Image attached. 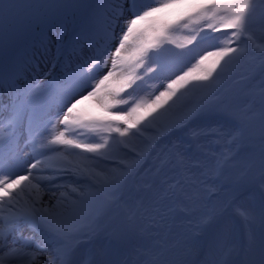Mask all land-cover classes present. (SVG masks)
<instances>
[{
	"label": "snow or ice",
	"instance_id": "obj_1",
	"mask_svg": "<svg viewBox=\"0 0 264 264\" xmlns=\"http://www.w3.org/2000/svg\"><path fill=\"white\" fill-rule=\"evenodd\" d=\"M57 24L64 71L30 79L13 50ZM205 40L217 50L138 98L149 73L173 72L171 45ZM243 64L240 107L213 74ZM178 92L192 95L172 108ZM205 118L221 151L199 143ZM177 132L153 165L174 175L147 180L159 137ZM0 264H264V0H0Z\"/></svg>",
	"mask_w": 264,
	"mask_h": 264
},
{
	"label": "bare ground",
	"instance_id": "obj_2",
	"mask_svg": "<svg viewBox=\"0 0 264 264\" xmlns=\"http://www.w3.org/2000/svg\"><path fill=\"white\" fill-rule=\"evenodd\" d=\"M18 2L21 3V0H18ZM174 38L176 39L177 44H180V43H185L187 36L185 35L184 30H180L174 34ZM189 45L190 44H187L186 47L188 48ZM171 47L175 48L176 53L179 54L175 57V61L176 62H180V61L185 62L186 61V58H185V51L186 50L179 48V47H176V45H171ZM204 49H205V44L203 43V46L201 48H198L195 53L198 56H201L205 51ZM249 75H250V72H243V73L238 74V76L234 79L233 83L224 92H222L220 95L221 96H227L229 98H235L236 104L240 107H243V103H244L243 96H244V92L246 91V85L249 83V81L247 79L249 77ZM213 124H215V123L210 118H205V119H201V120L196 121L192 125V127L194 129H197V130H199L200 128H204V130L209 133L206 140L202 141V139H201L199 141L200 144L211 145L212 147H211V149H209L210 151H221V148H219L216 144L217 137H215L214 135H211V131H209L210 126ZM216 127H217V125H216ZM183 135H184V133L177 132L175 134H169L168 136L162 137V139H161L162 143H160V148L162 150V152H161L162 157H164L169 151L173 150V145L175 143H177V137L183 136ZM256 143H258V140L256 141ZM192 151L193 152L198 151L197 144L195 142L192 144ZM159 163L160 162H159V160H157V157L153 159V164H155V165L157 164L156 165L157 167L159 166ZM193 163H195V161H193ZM243 163H244V161L241 160L239 162L240 166H242ZM152 169H153V171H150V172L146 171V173H147L146 176H145V172H144L143 176L148 177L150 180L153 178H156L158 180H163V179H170L174 175V173L169 172L167 169H164V171H162L160 173L159 177H155L156 169L155 168H152ZM170 182L174 183V181H171V180H170ZM148 223H149L148 221H139V220L137 221L136 233L139 235V237H140V229L143 228ZM139 241L141 242L140 238H139Z\"/></svg>",
	"mask_w": 264,
	"mask_h": 264
},
{
	"label": "rangeland",
	"instance_id": "obj_3",
	"mask_svg": "<svg viewBox=\"0 0 264 264\" xmlns=\"http://www.w3.org/2000/svg\"><path fill=\"white\" fill-rule=\"evenodd\" d=\"M155 6V5H154ZM190 27H195V24L191 25ZM185 31V35L186 36H189L190 35V30L188 29H184ZM210 42L207 43V48L205 49L203 55H206L208 52H211V51H216L217 49L215 47H212L211 45L213 44H218L219 41H212V40H209ZM193 45H195V47H193ZM193 45L189 46V50L190 51H186V56L188 55L187 57V61L185 62V65L184 67L182 68L181 71L179 72H176L174 74H171L170 77L167 79V83L169 82L170 79H175V76L176 75H180L182 74L183 71H187L189 68H192L193 65L196 64V62L200 59V57L196 56V55H193V57L191 56V52L193 50H197L198 48L201 47V43H197L195 42ZM216 57H209L208 60L205 61V66L206 67H211L213 63H215L216 61ZM243 72H250V69H249V66L247 64H243L241 65L239 68L235 69V71L233 72V74L231 75V78L229 79H225L224 77H221V76H216V74L214 73V77H215V80L213 81L214 83H219V84H222L223 87H222V90H221V93L224 92L234 81V79L238 76V74L240 73H243ZM203 73L200 72L199 70H196L192 73V76H199V75H202ZM221 78L222 81H221ZM149 84L146 85L144 84L143 86H141V88L139 89L138 91V98H144V99H148V100H151V99H154L155 96L159 95V93L161 91H164L165 90V84H161V85H156L157 82H148ZM192 95L191 92H184L183 95H181L179 92H178V95L177 97H173L171 100L168 101V105H171L172 108H177L179 106H181L185 101H184V98H187V97H190ZM173 101H175V103H173ZM91 102H86V107L90 105ZM168 105H165V107L167 108ZM143 111V110H142ZM166 113H162L161 117H159L158 119H161L163 118V116H165ZM209 128V127H208ZM216 128V125L213 124L210 126L209 128V131H212V129ZM145 133H147V137L149 139H155L156 137V133L154 130H149V131H146ZM167 134V133H166ZM161 137V136H160ZM144 138H142L140 140V142L137 141V138H133L134 142L136 144H140L142 146V140ZM206 139H202V141H204ZM222 150V148H221ZM103 166V165H102Z\"/></svg>",
	"mask_w": 264,
	"mask_h": 264
}]
</instances>
